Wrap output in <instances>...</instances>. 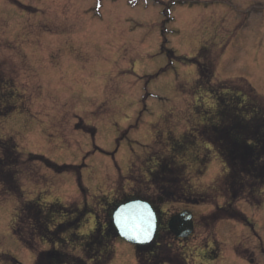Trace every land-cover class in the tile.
<instances>
[{
    "label": "rangeland",
    "instance_id": "374dc122",
    "mask_svg": "<svg viewBox=\"0 0 264 264\" xmlns=\"http://www.w3.org/2000/svg\"><path fill=\"white\" fill-rule=\"evenodd\" d=\"M197 62L214 74L203 85ZM243 79L264 96V0H0V138L24 153L13 168L23 198L88 205L102 220L109 203L137 192L163 221L189 208L193 234L165 232L189 264H264V201L237 203L250 224L205 222L225 203L211 190L226 166L199 134L216 120L215 90H244ZM30 153L72 166L55 172ZM172 155L184 187L212 203H166L151 186L149 173ZM18 206L0 184V264L35 263L13 232ZM95 223L89 214L79 235ZM114 247L110 264H138L133 244Z\"/></svg>",
    "mask_w": 264,
    "mask_h": 264
},
{
    "label": "trees",
    "instance_id": "16d2710c",
    "mask_svg": "<svg viewBox=\"0 0 264 264\" xmlns=\"http://www.w3.org/2000/svg\"><path fill=\"white\" fill-rule=\"evenodd\" d=\"M169 14L166 13L167 20L171 19ZM196 65L199 66L200 85L205 84V80L212 79L214 74H208V68L199 62ZM241 84L239 85L244 90L237 89L232 93L229 92L233 90L232 87L226 82L223 86L228 92L217 94L215 90L216 120L205 124L199 134L200 139L213 147L226 166V171L214 182L211 190L218 192L213 199L221 196L226 202L222 207L215 206L205 219L210 227L223 219L250 224L237 203L246 200L259 206L264 201V96L244 79ZM186 147V143H183L178 149L181 151ZM23 154L13 137L0 138V184L7 188L10 195L19 199L13 232L34 251V264H110L115 256V242L119 238L112 221L113 209L123 201L143 198L160 211L149 196L140 192L126 195L110 204L105 219L102 220L95 212L96 227L88 235L81 236L78 231L85 217L93 213L88 205L79 207L75 202L69 205L59 202L43 204L39 199L23 198V191L16 177L17 171L13 170ZM28 159L40 161L55 172H64L72 166L58 165L39 154L30 153ZM184 172L185 167L177 161L176 156H168L158 161L156 169L150 172L149 183L162 191L165 200L193 204L212 203L211 194H202L188 186L184 187ZM79 176L81 177L80 173ZM80 187L83 192L87 191L82 185ZM166 230L163 224L153 243L136 247L138 264H188L185 257L166 242ZM43 243L51 245L50 248L44 249ZM11 260L20 264L16 259Z\"/></svg>",
    "mask_w": 264,
    "mask_h": 264
},
{
    "label": "water",
    "instance_id": "95a60500",
    "mask_svg": "<svg viewBox=\"0 0 264 264\" xmlns=\"http://www.w3.org/2000/svg\"><path fill=\"white\" fill-rule=\"evenodd\" d=\"M129 209L132 210L131 217L135 223L144 231H132L129 218ZM113 222L119 235L126 241L146 245L151 243L158 229V216L152 205L144 200H131L119 205L113 212ZM170 230L178 237L186 238L194 231L193 213L184 210L174 215L169 221Z\"/></svg>",
    "mask_w": 264,
    "mask_h": 264
},
{
    "label": "snow or ice",
    "instance_id": "6c2138e0",
    "mask_svg": "<svg viewBox=\"0 0 264 264\" xmlns=\"http://www.w3.org/2000/svg\"><path fill=\"white\" fill-rule=\"evenodd\" d=\"M131 213H132V210L129 209V218H130V221H131V224H132L131 230L132 231H137V232H143L144 230L142 228H140V226L135 223L134 219H132Z\"/></svg>",
    "mask_w": 264,
    "mask_h": 264
}]
</instances>
